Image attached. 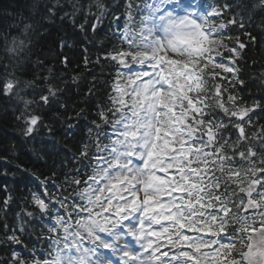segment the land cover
<instances>
[{"label":"snow or ice","instance_id":"obj_1","mask_svg":"<svg viewBox=\"0 0 264 264\" xmlns=\"http://www.w3.org/2000/svg\"><path fill=\"white\" fill-rule=\"evenodd\" d=\"M173 3L146 4L138 31L122 33L127 47L107 57L118 68L109 104L93 122L96 154L89 157L87 145L80 151L91 175L71 206L74 223L57 217L64 236L53 241L55 254L43 264H113L106 251L123 264H264V124L253 121L264 103L243 105L233 94L245 83L237 64L247 44L237 39L229 47L223 34L228 25L245 29L244 18L237 13L216 24L210 17L224 9L177 15L167 9ZM56 7L48 14L55 15ZM30 28L24 25L25 32ZM221 48L230 53L227 59ZM18 83L6 80L0 91L16 94ZM59 94L49 87L38 104L49 105ZM18 119L26 136L43 123L27 111ZM108 125L112 131L103 134V144L99 130ZM33 200L41 212L49 207L37 194ZM7 240L22 243L14 232ZM11 264L27 262L13 252Z\"/></svg>","mask_w":264,"mask_h":264},{"label":"trees","instance_id":"obj_2","mask_svg":"<svg viewBox=\"0 0 264 264\" xmlns=\"http://www.w3.org/2000/svg\"><path fill=\"white\" fill-rule=\"evenodd\" d=\"M200 1L211 11L224 9V15L214 16L216 24L227 22L237 13L243 16L245 29L228 25L223 30L230 37L225 40L229 47L237 39L247 44L237 64L245 83L236 84L233 94L243 105L264 103L261 0ZM147 2L0 0V85L9 79L19 82L16 94L6 96L0 91V264H11L13 252L20 253L27 264H34L48 247L46 220L51 209L41 212L34 203L33 194L40 191L37 180L50 183L49 193L64 199L65 210L72 212L73 199L89 171L80 151L87 145L89 157L96 152L98 130L93 122H100L98 111L109 104L118 68L107 57L114 50L126 48L119 32L128 27L139 29ZM53 5L58 6L55 15H49ZM25 24L31 25L27 32ZM247 33L256 37L255 43H249ZM20 41L24 42L22 49L18 47ZM13 48L16 50L10 51ZM220 51L225 59L229 57L226 49ZM49 87L60 94L49 105L38 104ZM26 101L31 102L27 107ZM25 111L39 114L43 121L30 136L23 134L24 123L18 119ZM217 115L226 119L222 112ZM253 121L264 124V113L257 109ZM108 126L99 130L102 142ZM225 135L235 139L234 132ZM73 178L81 183H70ZM13 232L21 244L7 240Z\"/></svg>","mask_w":264,"mask_h":264},{"label":"clouds","instance_id":"obj_3","mask_svg":"<svg viewBox=\"0 0 264 264\" xmlns=\"http://www.w3.org/2000/svg\"><path fill=\"white\" fill-rule=\"evenodd\" d=\"M220 41H216V46L219 47Z\"/></svg>","mask_w":264,"mask_h":264}]
</instances>
